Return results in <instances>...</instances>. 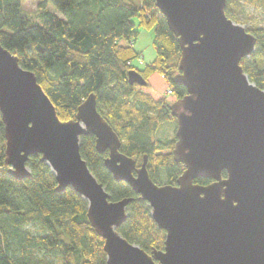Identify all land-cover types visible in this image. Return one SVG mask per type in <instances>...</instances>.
Segmentation results:
<instances>
[{"label":"water","instance_id":"95a60500","mask_svg":"<svg viewBox=\"0 0 264 264\" xmlns=\"http://www.w3.org/2000/svg\"><path fill=\"white\" fill-rule=\"evenodd\" d=\"M227 0H155L180 47L174 82L186 94L169 106L176 120L172 158L183 167L175 185H156L146 169L119 149L121 141L96 110L94 95L61 122L56 109L18 59L0 45V121L4 163L18 180L40 156L56 192L72 188L87 202V219L103 239L106 264H264V90L251 83L241 60L255 38L225 16ZM129 85L146 87L135 70ZM92 135L104 167L147 203L163 249L149 254L117 232L132 199L108 201L79 152ZM226 178H222V172ZM196 179L210 181L198 185Z\"/></svg>","mask_w":264,"mask_h":264},{"label":"trees","instance_id":"16d2710c","mask_svg":"<svg viewBox=\"0 0 264 264\" xmlns=\"http://www.w3.org/2000/svg\"><path fill=\"white\" fill-rule=\"evenodd\" d=\"M23 1L0 0V45L35 75L58 119L73 120L83 101L94 95L97 112L121 141L120 153L138 166L146 157V169L156 185H175L183 171L172 158L175 131L172 139L157 137L163 124L175 122L168 109L171 102L155 99L146 88L152 74L159 73L172 88L173 99L182 98L186 89L174 82L180 47L155 0H35L34 13L23 11ZM260 2L227 0L225 16L237 24L244 6L256 8ZM140 30L153 32L155 57L138 68L133 62L141 59L134 48ZM245 30L256 42L251 55L241 60V68L264 90V25L250 23ZM130 70L138 72L147 86L129 85ZM4 144L0 121V264H106L104 241L86 216L87 202L70 187L56 192L55 176L40 156L28 159L27 178L15 179L4 163ZM79 152L105 188L108 201L132 199L117 229L120 236L148 254L163 249L165 232L156 227L147 203L126 183L114 181L104 167L108 152H96L92 135L80 137Z\"/></svg>","mask_w":264,"mask_h":264},{"label":"rangeland","instance_id":"374dc122","mask_svg":"<svg viewBox=\"0 0 264 264\" xmlns=\"http://www.w3.org/2000/svg\"><path fill=\"white\" fill-rule=\"evenodd\" d=\"M37 3L35 0H24L22 4V9L26 13H34L36 10ZM244 13L239 14L238 21L239 25L244 28L250 23H255L260 26L264 25V0H261L260 4L256 8L252 7H243ZM247 20L246 24L243 23L244 20ZM250 19V20H249ZM236 23V22H234ZM152 31L140 30V33L134 44L135 50L141 52V59L133 62L138 68L144 66L153 61L155 57V52L151 46ZM168 84L163 79L159 73H154L149 78V87L146 88L147 92L151 94L155 99L165 98L167 101L174 102L172 96H167ZM175 131V123L170 121L167 124H163L162 132L159 131L157 137L161 140H169L173 138V132ZM161 133V135L159 134ZM163 134V135H162ZM160 183H165V177L162 172L159 173ZM159 183V184H160Z\"/></svg>","mask_w":264,"mask_h":264},{"label":"built area","instance_id":"2783aa9c","mask_svg":"<svg viewBox=\"0 0 264 264\" xmlns=\"http://www.w3.org/2000/svg\"><path fill=\"white\" fill-rule=\"evenodd\" d=\"M167 96H172V88L168 86Z\"/></svg>","mask_w":264,"mask_h":264},{"label":"flooded vegetation","instance_id":"af4514ba","mask_svg":"<svg viewBox=\"0 0 264 264\" xmlns=\"http://www.w3.org/2000/svg\"><path fill=\"white\" fill-rule=\"evenodd\" d=\"M176 100H178V99H174L173 101L175 102ZM171 103H172V102H171ZM171 103H170V104H171ZM170 104H169V106H170ZM169 106H168V109H169ZM169 113H170V111H169ZM172 118H173V117H172ZM174 123H175V130H176V120H175ZM135 161H136V160H135ZM140 165H141V164H140ZM140 165H139V166H140ZM139 166H138V163H137V161H136V167H139Z\"/></svg>","mask_w":264,"mask_h":264}]
</instances>
